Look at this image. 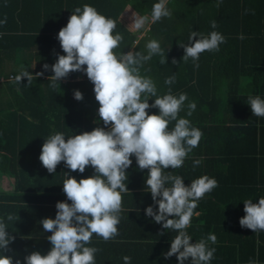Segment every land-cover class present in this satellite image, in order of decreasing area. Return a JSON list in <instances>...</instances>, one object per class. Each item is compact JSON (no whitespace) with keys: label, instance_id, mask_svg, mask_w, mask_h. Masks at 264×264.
<instances>
[{"label":"trees","instance_id":"obj_1","mask_svg":"<svg viewBox=\"0 0 264 264\" xmlns=\"http://www.w3.org/2000/svg\"><path fill=\"white\" fill-rule=\"evenodd\" d=\"M157 2L0 0V20L7 18L6 23L0 24V218L5 219L7 230L15 237L8 251L0 250V254L11 256L13 264L17 259L24 264V257L31 252L47 254L51 248L45 235L35 238L36 231L31 233L28 229L34 220L25 216L16 221L6 220L9 211L15 215V193L22 190L18 193L20 198L38 205L48 204L26 206L27 215L46 212L52 208L50 201H63L65 172L77 181L94 174L91 165L83 173L72 172L63 161L55 173H48L39 159L49 135L61 132L67 139L104 126L97 115L99 103L94 85L86 73H70L55 89L47 79L53 74L51 69L34 77L31 85L26 77L20 83L12 79L22 68L35 76L45 63L56 62L57 53L64 54L58 32L66 26L75 8L85 4L116 21L113 35L120 33L123 40L115 52L126 53L132 48L147 54L146 44L152 39L159 41L167 62L160 64V57L153 56L140 69L141 76L154 81L159 96L171 88L174 95L184 92L188 101L196 102L190 117L186 115L188 101L179 116L202 130L199 146L189 153L181 168L164 170L182 176L186 185L205 174L218 181V186L206 193L194 210L199 215L193 216L187 229L191 242L206 238L209 233L217 236L215 244L209 242V247L216 249L210 264H249L250 259L264 264V230L253 232L239 223L245 215L243 200L258 202L264 196V117L252 115L248 104L249 96L264 99V0H168L171 17L152 23V6ZM127 4L149 21L145 34L135 44L134 32L120 19ZM212 20L217 22L215 29L211 27ZM193 30L205 35L218 31L226 38L218 52L200 54L199 68L191 58L187 62L182 60L184 49L180 43H187ZM173 59L177 63H172ZM173 74L175 83L165 84ZM77 89L83 93V100L74 98ZM154 99L149 98V104ZM146 111L159 114L158 108ZM174 124L175 121L170 122L169 129ZM131 159L132 165L126 171L135 178L140 170L135 158ZM196 159L202 162L194 168ZM144 170L146 175L148 170ZM173 257L176 263V256ZM190 259L185 264H190Z\"/></svg>","mask_w":264,"mask_h":264},{"label":"clouds","instance_id":"obj_2","mask_svg":"<svg viewBox=\"0 0 264 264\" xmlns=\"http://www.w3.org/2000/svg\"><path fill=\"white\" fill-rule=\"evenodd\" d=\"M168 0H158L151 11V22L170 18ZM219 7V4H217ZM147 16H135L134 28L140 30L147 22ZM7 18L0 20V24ZM215 29L217 22L212 20ZM116 21L100 14L94 6L85 4L76 7L66 26L62 27L57 39L63 55L57 53V60L52 65L45 63L43 70L35 76L26 69L16 75L14 82L20 83L27 78L28 85L34 77H39L51 69L50 87H60V81L72 72L86 73L94 85L95 99L99 103L97 115L103 127L91 131L66 136L55 132L42 144L39 156L48 173H55L61 161L72 171L83 173L86 166L94 168V174L79 181L68 172L63 181L66 201H58L55 218L46 217L40 221L43 229L50 232L47 236L51 248L47 254L33 251L24 257V264H95L98 248L91 244L93 234L105 242L118 235L117 225L121 220L122 193L129 189L127 169L132 165V156L136 158L139 170L147 169L146 191L151 193L153 204L147 206L145 215L151 217L165 230L177 234L171 239L170 248L163 253L164 258L176 256L178 264H210L216 249L217 236L209 233L206 238L192 241L187 229L191 226L198 202L218 186L214 177L205 174L192 179L186 185L184 178L165 169H179L194 148L199 146L203 136L201 129L192 126L186 117L179 116L187 93L173 94L171 88L162 96L157 95V88L150 77L141 76L140 69L153 56L160 57V64L167 62V55L156 39L146 44L147 54L139 51L115 52L120 48L123 36L113 35ZM241 39L244 37L241 36ZM226 38L218 31L207 35L191 31L188 42L180 43L184 49L182 60L189 58L199 68L200 54L205 51L220 50ZM172 63H177L175 59ZM86 65V67H84ZM176 76L166 78L165 84L175 83ZM74 98L83 100V93L74 90ZM154 102L149 104V98ZM252 115L264 117V99L259 95L249 96ZM195 101H188L186 115L190 117L196 109ZM158 108L159 114H149L146 110ZM175 121L169 129L170 122ZM201 159L193 161V167L201 164ZM71 201V203H68ZM244 213L239 220L242 228L253 232L264 230V196L258 202L243 200ZM158 206V207H154ZM7 221H16L13 214H6ZM163 235V232L160 233ZM15 237L7 230L5 219L0 218V250L6 252ZM124 264H131L130 256H123ZM0 264H13V258L0 254ZM15 264H21L17 259ZM249 264H257L249 260Z\"/></svg>","mask_w":264,"mask_h":264},{"label":"crops","instance_id":"obj_3","mask_svg":"<svg viewBox=\"0 0 264 264\" xmlns=\"http://www.w3.org/2000/svg\"><path fill=\"white\" fill-rule=\"evenodd\" d=\"M128 11L134 16H140L129 4H127L122 13L120 14V19L130 29L132 32L133 29L127 25V22L123 21L122 14ZM151 21V17L149 19ZM146 29L143 31V34H135L137 39L145 34V31L148 29L149 21L146 22ZM139 30L136 31V33ZM132 51V48L129 49ZM135 158V156H133ZM136 161V158L134 159ZM145 170H140L138 175L135 178L133 173H127L128 180L125 181L129 191L127 193H122V208L121 220L117 225L119 235L113 239L105 242L101 237L93 234L91 244L88 246L96 247L99 251L95 254V264H124L123 256L127 255L131 257V264H178L174 263V255L170 258L165 259L163 253L167 252L170 248L171 239L177 234L172 230H165L162 228L161 224H157L153 221L151 217L145 215V209L147 206L153 204L151 193L146 191V178ZM11 191V190H10ZM22 191V190H19ZM17 191L15 197H17V208L13 210L15 216L20 218L25 216L27 220H34L28 226L31 233L36 231L33 235L47 238L51 235L50 232H46L43 229L40 221L46 217L55 218L56 215V205L55 202L50 201L52 208L50 211L46 212H33L30 215H27L25 207L26 206H44L48 205L46 202H41L39 205L37 202H30L20 198ZM63 201L67 200L65 192L62 190ZM71 203V201H68ZM158 207V206H154ZM38 209V208H37ZM43 210V209H41ZM198 212V211H195ZM8 214H12L11 211ZM163 232V235L160 233ZM30 233V234H31ZM41 234V235H40ZM45 235V236H43Z\"/></svg>","mask_w":264,"mask_h":264},{"label":"rangeland","instance_id":"obj_4","mask_svg":"<svg viewBox=\"0 0 264 264\" xmlns=\"http://www.w3.org/2000/svg\"><path fill=\"white\" fill-rule=\"evenodd\" d=\"M123 21L127 22V25L130 26L135 34H143V31L146 29L147 24L145 23L144 27H142L139 32L136 33L137 30L134 28V18L135 16L132 13H128V11L124 12L122 14ZM8 180H11L10 178H7Z\"/></svg>","mask_w":264,"mask_h":264}]
</instances>
